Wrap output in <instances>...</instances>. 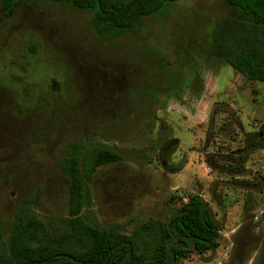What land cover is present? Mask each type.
<instances>
[{"label":"rangeland","instance_id":"obj_1","mask_svg":"<svg viewBox=\"0 0 264 264\" xmlns=\"http://www.w3.org/2000/svg\"><path fill=\"white\" fill-rule=\"evenodd\" d=\"M231 13L227 0H176L105 36L91 11L46 0L1 17L3 239L18 215L64 217L59 159L83 144L122 156L89 182L102 226L130 234L199 194L219 245L180 264H264V83L209 51Z\"/></svg>","mask_w":264,"mask_h":264},{"label":"trees","instance_id":"obj_2","mask_svg":"<svg viewBox=\"0 0 264 264\" xmlns=\"http://www.w3.org/2000/svg\"><path fill=\"white\" fill-rule=\"evenodd\" d=\"M22 1L1 0L0 18ZM91 11L98 35H120L143 16L176 0H46ZM232 9L210 32L211 55L252 81L264 83V0H227ZM256 145L264 148V135ZM59 159L68 183L67 211L56 222L32 212L18 215L6 240L0 232V264H180L192 253L218 247L220 230L203 197L190 194L170 216L150 218L127 234L104 227L91 208L89 182L101 165L122 160L104 147ZM244 171V166H242Z\"/></svg>","mask_w":264,"mask_h":264}]
</instances>
